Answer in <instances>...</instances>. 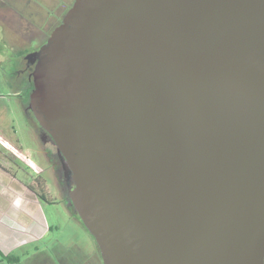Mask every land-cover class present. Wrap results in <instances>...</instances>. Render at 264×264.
Wrapping results in <instances>:
<instances>
[{"label": "water", "instance_id": "obj_1", "mask_svg": "<svg viewBox=\"0 0 264 264\" xmlns=\"http://www.w3.org/2000/svg\"><path fill=\"white\" fill-rule=\"evenodd\" d=\"M37 57L103 264H263L264 0H74Z\"/></svg>", "mask_w": 264, "mask_h": 264}, {"label": "rangeland", "instance_id": "obj_2", "mask_svg": "<svg viewBox=\"0 0 264 264\" xmlns=\"http://www.w3.org/2000/svg\"><path fill=\"white\" fill-rule=\"evenodd\" d=\"M69 1L0 0V134L29 157L33 167L32 175L44 179L54 198L50 203L39 200L48 227L39 241L15 247L7 254L12 259L0 256V264H103L94 236L70 213L57 188L58 175L56 176L53 164L54 149L51 150L50 156L35 130L38 121L30 108V102V113H27L24 108L27 103L26 94H22L16 86L17 81L21 82L20 76H17L20 61L29 58L33 43L44 40V36L40 39L36 37L22 40L21 37V40H17V34L24 33V23L16 21V8L25 7L27 12L29 9L39 12L43 20H38L39 14L32 20L37 22L36 29L41 31L49 18L58 19L63 14ZM16 40L22 41L21 45H16ZM0 148L8 154L7 160L13 159L17 164L21 163L10 152L1 146Z\"/></svg>", "mask_w": 264, "mask_h": 264}, {"label": "crops", "instance_id": "obj_3", "mask_svg": "<svg viewBox=\"0 0 264 264\" xmlns=\"http://www.w3.org/2000/svg\"><path fill=\"white\" fill-rule=\"evenodd\" d=\"M7 156L0 148V252L3 255L15 247L39 241L48 229L39 199L27 187L33 176L29 157L23 166L16 160H7Z\"/></svg>", "mask_w": 264, "mask_h": 264}, {"label": "flooded vegetation", "instance_id": "obj_4", "mask_svg": "<svg viewBox=\"0 0 264 264\" xmlns=\"http://www.w3.org/2000/svg\"><path fill=\"white\" fill-rule=\"evenodd\" d=\"M74 0H70L66 5L67 8L66 10L63 12L62 15H60L58 17V19L56 18H49L47 24L44 26V28L42 27L41 31L37 28L36 29V21L32 20V18L36 15L39 14V12L34 11V10H30L27 12L25 7H17L16 8V15L15 17L17 18L16 21L18 23H20L21 21L24 23L23 24V29L22 31H24V33L22 34H17V40H22L25 38L26 40H30L32 38H36L38 37L39 39L42 38V36H44V40L40 43H33V46L31 47L30 50H32V52L28 55L29 58H23L22 61H20V67L17 70V76L21 78V82L17 81L16 86L21 90L22 94L23 92L26 94V98H27V103L26 105H24V108L26 110L27 113H30V111H28V103L31 100V94L34 90V69L38 60L37 57V53L40 49V47L47 41V39L50 37L52 31L55 29V27L57 25H59V23L62 21L64 15L66 14V12L69 10V8L72 6ZM43 4V3H42ZM19 6V5H17ZM42 12V11H41ZM41 18V15L39 14L38 20ZM37 20V21H38ZM41 20H43L41 18ZM36 24V25H35ZM19 25V24H18ZM24 39V40H25ZM16 40V45H21V42H17ZM24 43V41H23ZM32 112V111H31ZM35 130L37 132V134L40 136L43 145L45 147L46 150H48V154L50 155L51 150L54 149V155L55 158L53 159V164H54V169H55V173L57 177V188L60 191L63 199L65 200L67 207L70 211V213L76 218V212L74 211V207H72V203L70 201V197H69V191L70 188L74 186V181H73V177L71 175H68L67 172L65 171V168L63 166L64 161L61 159L58 147L56 145V143L54 142L52 136L45 130L43 129L40 124L38 123L37 125H35ZM47 154V155H48ZM52 154V153H51ZM52 156V155H50ZM58 159V160H56ZM59 172V173H58ZM263 264H264V258H263Z\"/></svg>", "mask_w": 264, "mask_h": 264}, {"label": "trees", "instance_id": "obj_5", "mask_svg": "<svg viewBox=\"0 0 264 264\" xmlns=\"http://www.w3.org/2000/svg\"><path fill=\"white\" fill-rule=\"evenodd\" d=\"M0 146L3 147L6 151L10 152V154L14 155L22 164H26V156L22 152H20L17 148H15V146L12 143H10L7 139H5L1 134H0ZM27 187L37 196L39 200H43L49 203L54 200L52 193L50 192L49 186L45 183L44 179H42L38 175L33 176V179L28 183ZM76 216L79 222L83 225L77 213ZM0 256L2 258H7L8 260L12 259V257H9L8 255H3L1 252H0Z\"/></svg>", "mask_w": 264, "mask_h": 264}]
</instances>
